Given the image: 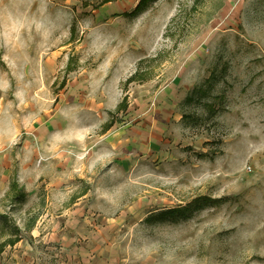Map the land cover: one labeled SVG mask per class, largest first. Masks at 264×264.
<instances>
[{"label": "rangeland", "instance_id": "obj_1", "mask_svg": "<svg viewBox=\"0 0 264 264\" xmlns=\"http://www.w3.org/2000/svg\"><path fill=\"white\" fill-rule=\"evenodd\" d=\"M141 2L0 0V264H264V0Z\"/></svg>", "mask_w": 264, "mask_h": 264}, {"label": "trees", "instance_id": "obj_2", "mask_svg": "<svg viewBox=\"0 0 264 264\" xmlns=\"http://www.w3.org/2000/svg\"><path fill=\"white\" fill-rule=\"evenodd\" d=\"M145 0H142V2H144ZM141 2V3H142ZM112 125H113V122H109V123H107L105 126H104V130H109L111 127H112ZM14 179V178H13ZM11 190H14V191H17V199H21L24 195L22 194V191H21V189H19V185H18V182L14 179L13 180V182H12V185H11ZM181 213L182 211H171V212H166V213H162V215H167V214H170V215H172V214H176V213ZM19 238H15V239H10L9 241H8V244H10V245H14V244H16L19 240H18ZM8 244H3L2 246H1V248H0V251H2L3 249H4V247L6 246V245H8Z\"/></svg>", "mask_w": 264, "mask_h": 264}]
</instances>
